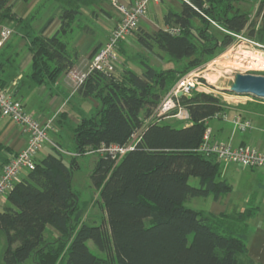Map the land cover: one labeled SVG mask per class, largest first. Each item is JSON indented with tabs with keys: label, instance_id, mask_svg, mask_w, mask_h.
<instances>
[{
	"label": "trees",
	"instance_id": "obj_1",
	"mask_svg": "<svg viewBox=\"0 0 264 264\" xmlns=\"http://www.w3.org/2000/svg\"><path fill=\"white\" fill-rule=\"evenodd\" d=\"M241 1L183 2L180 13L165 15L169 26L180 28L179 34L166 28L153 33L141 30L137 39L150 52L158 49L177 61L189 59L198 55L192 35L195 19H200L205 25L199 32L200 54L229 45L233 35L245 30L250 39L264 45V0L258 7V28L249 22L248 12L235 6ZM77 13L63 10L61 31ZM15 18L9 0H0V22ZM211 20L227 32L221 41L207 34ZM211 41H215L212 47ZM30 50L31 79L38 84L54 81L75 66L77 55L68 53L60 34L33 37ZM142 65V75L132 70L93 71L78 87L80 95L102 104L74 129L78 156L101 146L126 145L139 133L134 148L120 160L99 154L95 162L90 177L106 219L100 224L83 220L85 208L72 187L78 156L67 163L64 152L53 147L43 159L35 158V168L24 172L7 195L10 206L0 210V230L7 240L5 264H21L31 257L34 264H255L243 237L255 208L207 215L186 206L190 198L210 194L218 198L232 189L221 178L222 160L200 151L207 121L223 113L224 104L213 94L192 93L180 98L189 126L146 122L162 94L178 80L171 83L174 69H157L145 59ZM191 177L199 179V186L190 184ZM47 226L59 232L57 240H46Z\"/></svg>",
	"mask_w": 264,
	"mask_h": 264
},
{
	"label": "crops",
	"instance_id": "obj_2",
	"mask_svg": "<svg viewBox=\"0 0 264 264\" xmlns=\"http://www.w3.org/2000/svg\"><path fill=\"white\" fill-rule=\"evenodd\" d=\"M118 1L131 5L137 0ZM252 1H241L240 4L244 5L240 6L241 10L248 12V7H252ZM9 4L12 6V12L16 18L0 22V40L3 28L10 27L12 29L10 38L0 45V85L8 88L10 94L23 103L25 110L37 117L43 124L53 125L54 129L49 131L51 132L50 139L63 150L64 154H66L65 152L70 153L69 156L64 155V159L68 163L72 159V154L76 153L74 129L84 118L91 117L102 106L99 99L83 97L78 93L72 72L88 70L93 54L108 41L119 20V13L113 7L112 0H9ZM182 5L180 0H158L150 3L147 14L139 22L138 29L130 33L121 43L119 48L120 71L132 70L138 75H142L144 68L141 70L138 64L143 67V59L155 67L151 60L153 52L148 51L139 43L137 34L141 30L153 33L158 29L169 27V24L165 22V15L168 12L180 13ZM67 8L76 9L78 13L73 20L68 21L69 24L65 30L61 31L62 12ZM56 33L60 34L62 41L66 43L68 53L72 57L77 55L75 66L68 72L60 73L54 81L46 80L44 83L38 84L31 79L33 70L31 40L40 35L52 37ZM155 52H157L156 49ZM221 114L222 116L215 117L221 122L214 126L210 125L212 118L207 121L210 138L213 141L231 143L235 146L249 145L264 152V101L254 99L242 104L233 101L224 104V112ZM223 114L227 118H224ZM236 115L251 120L253 127L245 131L237 128L232 123V119ZM168 119L171 118L166 120ZM70 120L74 125L69 124ZM169 124L173 126L172 122ZM190 124L191 122L187 120L182 127ZM66 126L73 130L72 141L74 144L69 151L63 149L60 141V133ZM28 141V132L24 131L11 118L0 113V174L9 155L24 150ZM52 152L53 145L49 143L43 152L36 155V159H43ZM77 162L79 164L78 160ZM230 164L221 161L222 179H225L223 177L224 170ZM23 175L24 173L21 174V178ZM256 176L261 177L260 179L264 182V172L259 171ZM225 180L227 181V179ZM230 185L232 189L225 195L218 198L213 194L208 195L207 198L212 196L211 207L207 211H201L207 215L232 213L234 210L232 195L234 186ZM244 198V202L252 203V208H255L256 211L248 219L249 228L243 237L249 249V256L254 260V263L264 264V191L260 193L255 190L252 193H247ZM99 206L100 217L89 218L84 210L83 220L87 223L88 220L94 224L102 223L106 219V212L101 204ZM234 206L236 207V204ZM247 208L251 207H243L240 211ZM260 219L263 221L262 225L258 224ZM59 236L60 234L55 228L47 226L45 231L47 241H55ZM89 244L93 248V244ZM31 259L34 264L32 257Z\"/></svg>",
	"mask_w": 264,
	"mask_h": 264
},
{
	"label": "built area",
	"instance_id": "obj_3",
	"mask_svg": "<svg viewBox=\"0 0 264 264\" xmlns=\"http://www.w3.org/2000/svg\"><path fill=\"white\" fill-rule=\"evenodd\" d=\"M158 0H137L134 4H124L118 0H112V5L119 13V20L113 28L108 41L93 54L88 70L85 72H72V77L79 87L93 71H101L105 73H114L119 64V47L122 41L133 31L139 27L140 20L147 14L151 2ZM182 3L189 0H180ZM173 34H179V27L169 26L166 28ZM12 35V29L5 27L1 31L0 45L4 44ZM205 84L201 77L195 73H189L178 79L173 87L162 97L158 106L153 111L151 117L146 121H161L167 118H177L180 120H188L189 114L187 109L181 103L182 96H190L194 91L204 92ZM235 102L243 103L254 100L250 96L233 95ZM0 113L11 118L18 123L24 131L29 134L27 147L18 152L11 153L7 162L3 165L0 174V198L7 196L17 183L21 174L33 170L35 168V158L39 150L47 143H52L53 147L59 148L53 143L49 136V131L54 129L52 124H43L37 117L25 110L23 103L10 94L8 88L0 85ZM222 116L221 113L215 117ZM224 118H227L223 114ZM232 123L242 131L253 127V123L249 119H244L240 115H236L232 119ZM138 134L133 135L130 142L126 145H110L101 146L96 150H91V154H108L116 160H120L122 156L129 150L134 148ZM200 151L206 155H214L222 161L234 163L236 165L248 168H264V152L249 145H232L231 143H221L213 141L210 138V132L207 130L204 142L200 147ZM78 156V154H74Z\"/></svg>",
	"mask_w": 264,
	"mask_h": 264
},
{
	"label": "rangeland",
	"instance_id": "obj_4",
	"mask_svg": "<svg viewBox=\"0 0 264 264\" xmlns=\"http://www.w3.org/2000/svg\"><path fill=\"white\" fill-rule=\"evenodd\" d=\"M252 7H248L247 11L249 13L250 23L259 27L261 23V17L258 14L259 0H253ZM235 6L243 7L244 5L235 4ZM241 9V8H240ZM205 25L200 19H196L194 23V32L192 38L194 42L198 45V55L184 59L181 61H177L171 59L164 52L157 50V52L153 53L151 56L152 64L160 70L174 69L175 72L173 80L171 83H174L178 80V78L187 75L189 73L198 74L201 77V80L205 84L204 92L208 94H213L217 96L223 104H228L233 101H236L235 97L233 99V95L228 92V88H230L234 77L237 73L242 74H261L264 75V65L261 62H257L252 60L251 57L254 55L256 51L264 53V45L260 44L256 40L250 39L248 37V31L245 30L241 34L233 35V41L229 45H216L213 47L211 53L200 54L203 49V43L199 39V32ZM210 36H215L219 41L223 39L226 31H224L219 24L211 20L210 28L207 31ZM215 41H211L210 44L214 46ZM121 46V44H120ZM120 48V47H119ZM163 54V55H162ZM251 55V56H249ZM240 56V58H236ZM239 59V60H238ZM257 62V63H256ZM141 70L143 67L138 64ZM120 62L118 64V68L114 73L120 72ZM187 70L186 72H183ZM167 92L162 94V97ZM195 93H202L194 91L192 95ZM246 102V99H242ZM242 104L240 102H237ZM163 123H171L174 127H182V125L187 122V120H180L177 118H172L169 120L163 119ZM221 122L215 117L210 120V125L214 126L216 123ZM70 125H74L73 121H69ZM73 129V126H71ZM51 132H49V136L51 137ZM60 141L64 150H71L72 145L74 144L72 141L73 130L69 127H64L60 133ZM45 144L37 154L43 152L45 149ZM66 156H69L70 153ZM74 154H72V157ZM71 157V156H70ZM99 154H91L86 153L78 156L77 160L79 161V167L75 169L73 174V182L72 187L74 191L79 195L80 202L82 206L85 208V214L89 215V218L93 216L100 217L101 209H100V195L99 190L92 184L91 181V173L95 166V162L98 159ZM260 172H264V168H248L236 165L231 163L224 170L223 177L227 179V181L234 186L232 195L234 197L233 211H240L243 207H252V203L244 202L247 193H252L257 190L260 193L264 191V182L260 179L261 177H257L256 175ZM259 178V180H258ZM190 184L193 186H199V179L196 177L190 178ZM258 193V192H257ZM259 194V193H258ZM6 196L0 198V210H3V207L10 206V203L5 199ZM212 196L210 197H193L187 200L186 206L197 209V210H209L212 204ZM236 204V207L234 206ZM3 205V206H1ZM232 209V208H231ZM88 223L94 224L88 220ZM252 224V223H251ZM259 225L263 224L261 219L258 221ZM7 247V240L5 233L0 230V264H5L3 260L4 252ZM95 252L98 253V250L93 245ZM21 264H32V259H28Z\"/></svg>",
	"mask_w": 264,
	"mask_h": 264
},
{
	"label": "water",
	"instance_id": "obj_5",
	"mask_svg": "<svg viewBox=\"0 0 264 264\" xmlns=\"http://www.w3.org/2000/svg\"><path fill=\"white\" fill-rule=\"evenodd\" d=\"M227 90L235 95L250 96L264 101V75L237 73Z\"/></svg>",
	"mask_w": 264,
	"mask_h": 264
},
{
	"label": "bare ground",
	"instance_id": "obj_6",
	"mask_svg": "<svg viewBox=\"0 0 264 264\" xmlns=\"http://www.w3.org/2000/svg\"><path fill=\"white\" fill-rule=\"evenodd\" d=\"M249 56H251V55H249ZM252 56H253V57H251L252 60L257 61V62H261V63H263V65H264V53L256 51V52L254 53V55H252ZM236 58H240V56H238V57H236ZM238 60H239V59H238ZM257 62H256V63H257Z\"/></svg>",
	"mask_w": 264,
	"mask_h": 264
}]
</instances>
